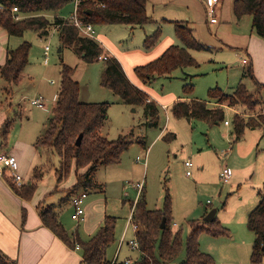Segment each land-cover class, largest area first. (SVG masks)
Masks as SVG:
<instances>
[{
	"label": "rangeland",
	"instance_id": "374dc122",
	"mask_svg": "<svg viewBox=\"0 0 264 264\" xmlns=\"http://www.w3.org/2000/svg\"><path fill=\"white\" fill-rule=\"evenodd\" d=\"M73 14L74 2H71L56 15L68 19ZM54 17L55 14L50 15L51 19ZM203 17L202 11H199L197 16L191 18V27L194 28L196 37L208 45L206 44L208 30ZM152 24L147 23L134 29L122 24H99L94 26L93 36L104 44L103 39L108 40L103 37H107L116 45L141 48L143 35H151L155 31L149 32ZM167 26L164 23L160 25L162 37ZM171 26L174 28L173 24ZM12 39L13 48L24 41L31 42L32 46L29 64L23 70L22 80L19 84L12 85V94L9 95L12 106L3 108L0 112V121L4 117L12 119L14 123L8 144L2 149L9 150L15 143L20 142L17 147L26 150L24 166H29L27 167L29 178L33 175L35 165H43L44 178L38 182L37 190L39 194L45 193V189L52 190L45 197L44 203L54 206L68 232L78 231L82 240H85L89 233L85 220L77 222L72 219L74 211L72 203L69 200L62 201L67 194L65 188L75 181V168L72 167L69 176L63 182L57 183L55 173L60 167V156L55 151L40 149H35L34 155L33 150L28 147V144L34 145L36 138L46 129L60 88L62 63L75 68L74 79L80 84L81 101H107L111 104L108 119L99 130V135L109 139L125 135L131 141L130 147L122 154L120 163L98 166L95 180L101 187L87 190L88 197L84 200L83 207L86 206V209L88 202L94 201L91 211L95 215L103 214L117 218L116 240L107 247V257L112 260L109 249L113 256L116 252L118 264H125V261L130 259L135 261L139 256V250L130 244L135 239V231L129 217L133 202L137 200V184L143 183L149 209L163 208L165 194L167 190L169 191L173 223H178L177 227L183 230L184 242L190 232V222L201 219L205 213L204 207L207 206L208 211L218 208L219 213L216 217L229 228L230 233L227 236L208 237L206 233H202L199 237L200 248L212 255L216 264H251L254 235L247 226L246 217L259 203L257 193L264 181L263 129H247L242 140L235 142L234 135L231 134L232 126L224 125L225 122L209 126L200 119L189 121L188 118H176L170 108L167 110L161 108L158 120L154 122L146 113L145 106L126 105L101 85L103 60L87 62L72 47H62L57 31L53 30L48 36L40 37L36 31L27 30L22 36H12ZM178 41L182 44L180 40ZM46 45L51 49L47 63L44 56ZM59 48L62 50L59 51ZM190 53L197 65L179 68L173 72L171 78L157 77L145 85L160 96L162 103L167 102L170 97L161 96H166L171 91L183 95V86L187 81L194 83L192 95L204 100H208L209 87L218 85L231 92L240 81L239 72L243 70V65L236 61L230 51L191 50ZM52 80L55 84L51 83ZM244 83L251 92L255 91L250 79H245ZM41 96L46 99L44 108L31 104L33 99ZM256 98L260 105L254 110L243 107L249 112L243 113L244 109L233 108L236 110L234 113L257 116L263 110L264 97L256 92ZM232 116V111L227 112L226 120L231 122ZM1 125L0 123V127ZM169 132L176 134L172 141L163 137ZM258 143L259 147L256 148ZM250 144L251 156L248 155ZM138 157H141V160L138 161ZM188 160L192 163L191 167L185 164ZM225 167L232 171V177L227 181L220 176ZM188 170L191 171L190 175L187 174ZM83 171L84 169H80L79 173ZM29 178H24L26 183L30 182ZM91 211L87 210V213L91 214ZM120 236L124 242L121 249L117 250ZM212 240L225 241L213 243ZM185 258L184 243L176 262L179 263Z\"/></svg>",
	"mask_w": 264,
	"mask_h": 264
},
{
	"label": "trees",
	"instance_id": "16d2710c",
	"mask_svg": "<svg viewBox=\"0 0 264 264\" xmlns=\"http://www.w3.org/2000/svg\"><path fill=\"white\" fill-rule=\"evenodd\" d=\"M149 0H82L79 7V17L85 24H122L142 26L147 23H158L148 13L146 4ZM74 0H0V26L11 36H22L27 30H34L40 37L48 36L57 31L61 45L72 47L73 50L87 62H94L99 56L103 59L101 85L109 89L123 103L132 107L145 106L146 113L157 122L161 106L151 98L141 87L134 84L127 76L121 62L95 38L83 35L71 24L69 18L56 14ZM18 7L16 20L11 12ZM55 14L54 18H50ZM233 14L240 19L243 16L252 17L253 31L264 38V0H234ZM153 34L147 35L143 47L153 48L162 37V30L157 24ZM175 34L182 45L174 44L167 48L157 59L134 68L136 77L143 85L151 83L157 77H171L179 68L197 65L190 53L191 50H207L195 35L190 23L175 21ZM51 29H53L51 31ZM31 42L24 41L19 46L8 51L6 63L0 68V77L8 84H19L23 70L29 63ZM75 68L62 63L60 88L57 100L48 117L47 126L35 140L34 146L41 151H55L60 156V167L56 169L57 183L63 182L75 168L77 181L68 188L65 199L70 200L82 189L101 187L95 180L96 169L100 164L112 165L121 162L122 154L130 147L131 141L125 135L109 139L99 135V130L108 119L111 104L107 101L83 102L80 100V84L74 79ZM245 77L253 80L257 90L264 88L256 80L252 66H248ZM184 94L189 96L194 92V85L186 83ZM251 92L246 83L240 82L231 92L220 87L208 90V100L179 99L171 107V113L176 118L200 119L209 126L226 121L225 106L254 110L260 102L256 92ZM3 102L0 101V111ZM243 113H249L243 111ZM234 141L241 140L249 128L260 127L264 130L263 110L257 116L233 113L231 118ZM13 120L6 119L0 127V148L8 144V138L13 128ZM82 135L80 145L76 144ZM168 141L176 138L173 132L163 136ZM43 165L33 168L32 180L18 186L6 172L5 177L17 195L31 199L38 188V182L44 176ZM80 169H84L79 173ZM58 187V185L56 186ZM57 189V188H56ZM260 201L248 214L247 226L253 232L255 239L252 245L251 264H264V183L259 190ZM225 204V203H224ZM39 214L45 226L52 230L70 247H80L83 261L86 264H118L107 257V247L116 240V217L106 215L100 229L88 240H82L77 232H68L59 219L54 207L49 204L39 205ZM132 222L137 226L135 238L139 245L140 258L129 264H216L212 255L201 250L199 237L202 233L212 236H227L230 231L217 217L212 221L190 222V232L184 242L183 230L173 223L172 200L167 190L163 208H147L144 190L139 193L133 203ZM164 222V223H163ZM186 246V258L176 262L183 245ZM0 264H10L0 253Z\"/></svg>",
	"mask_w": 264,
	"mask_h": 264
},
{
	"label": "crops",
	"instance_id": "0c3cea01",
	"mask_svg": "<svg viewBox=\"0 0 264 264\" xmlns=\"http://www.w3.org/2000/svg\"><path fill=\"white\" fill-rule=\"evenodd\" d=\"M233 1L234 0H221L220 21L217 24H211L208 20L207 9L203 0H149L146 4L147 13L155 21L158 22L156 24L155 23L152 24L153 26L152 28H149L150 29L149 32L156 30L158 26L157 24H159V26L161 25V23L168 25L164 31V36L153 48L147 50L144 47L139 48L133 46L116 45L107 37H103L108 40L105 41V39H103L106 45L102 41H100V43L102 45L104 44L105 45V46L103 45L104 48L110 51L116 58L119 59L128 78L134 84L143 88L148 93V95L161 106V108H163V106H166V110H167L168 108L171 107V105L175 101L179 99L190 100V99H200V98L192 94H191L192 96L191 95L186 96L185 94L177 95V93L171 91L166 96H161V97H170L167 102L162 103L160 96L157 95L154 91L150 90L148 86L143 85L141 81L136 77L134 68L136 66L144 65L148 62L157 59L171 45L174 44L182 45L178 41L179 39L175 35L174 22L183 21L191 24V18L193 16H197L199 11H202L204 16L203 21L205 23L207 30L209 31V32L207 31L208 40L206 41V44L208 45L206 46H208L209 48L207 49V51H211L212 49H215V50H221L222 52L230 51L231 53L234 54L236 61L238 63L240 62L243 65V70L242 71L240 70L239 72L240 81L237 83V85L240 82H244L245 79H249L245 77L248 66H252L254 76L256 80L259 82V84H264V38L260 37L253 31L251 16L246 15L240 19L235 17V15L233 14ZM1 10H2V6L0 5V11ZM171 24L174 25V28H172ZM136 27L138 26L134 27L129 25L130 29H134ZM146 36H147L146 34L143 35L144 40ZM13 44L14 41L12 39V36L9 35L6 29L0 26V68L6 63L8 51L14 49ZM251 81L256 90L257 85L253 80ZM186 83H188V81L185 82L184 85ZM190 83L194 85L193 82ZM228 84H230V81ZM237 85H235V87ZM212 87H220V86L216 85ZM212 87H209V89ZM232 89H234V87ZM12 90H13V86L6 83L0 77V101L3 102L2 109L8 106L9 107L12 106V102L10 101V96H11L10 94H12ZM259 93H261L264 97V88H261ZM40 98L46 100L43 96H41ZM200 100H204V99H200ZM225 109L227 112L232 111L234 113L236 111L232 107H228V106H225ZM5 120L6 119L3 117L0 123L3 124ZM189 121H191V119ZM224 125L231 126V123H229L228 125L227 124ZM249 129L262 130L263 128L253 127ZM263 136H264V132L262 137ZM19 143H20L19 141L15 143L9 150H3L1 147L0 152H7L14 155L18 160L19 173L23 176V179L25 177L29 178L27 177L29 166H24V162L26 161V150L24 148L19 149L17 147V144ZM31 144H33V142ZM28 147H30L34 153L36 149L35 146L28 144ZM250 147L251 148L248 153L249 156L252 155L251 144ZM258 147H259V143L257 144L256 148ZM30 178L29 179L31 181L32 177ZM43 178L40 181H42ZM76 181H77V177L69 187L65 188V190H67L72 185H74ZM24 183H26L25 180ZM143 190H144V185H143ZM51 191H49V189H45V193L39 194V190H36L34 196L31 199H25L17 195L11 184L7 181L6 177L0 176V253L6 258V260L10 264H86L83 261V253L80 247L78 246L73 248L68 246L52 230H50L47 226L44 225L40 217L39 205L45 202V197ZM257 194H258V200L260 201L259 191ZM138 196H139V192L137 191V198ZM69 201L71 202V199ZM93 202L94 201L92 200L88 202L87 209L86 206H84L85 214L83 220H85L86 221L85 223L88 224V227L86 224V230L87 232H89L88 237L85 238V240L91 238L100 229V227L103 224L104 218L106 216V215L104 216L103 214L95 215L93 211H91L93 210L92 209ZM204 209H205V213L202 215L201 219L197 221L204 220L205 216L209 212L207 206L204 207ZM253 209H251L248 212V214ZM87 210L91 211V214H89V212L87 213ZM132 211H133V205L129 217V220L131 221V225L133 226L134 223H132L131 220ZM218 213H219V209L217 208V213L215 216H217ZM87 214H88V218H86ZM247 217H246V223H247ZM217 218L219 219V217ZM174 225L178 226V223L175 222ZM134 231H136V229H134ZM251 233L253 234V232ZM208 235L210 234H207V237ZM207 237H205V239H210ZM215 241H225V240H212L213 243H215ZM122 242H124V240L120 236L119 243L116 248L117 250L121 249V246L123 244ZM109 250L111 253L112 260L110 258L109 259L113 263L114 262L118 263V259L115 256L117 255L116 252L113 256L111 249ZM251 252H252V248H251ZM140 255L141 253L139 250V256L137 259L140 258ZM132 261L133 260L131 259L126 260L125 264H129Z\"/></svg>",
	"mask_w": 264,
	"mask_h": 264
},
{
	"label": "built area",
	"instance_id": "2783aa9c",
	"mask_svg": "<svg viewBox=\"0 0 264 264\" xmlns=\"http://www.w3.org/2000/svg\"><path fill=\"white\" fill-rule=\"evenodd\" d=\"M81 1L82 0H74V14L69 18V20H70L71 24L76 26L83 35L96 39V37L93 36L94 26L92 24L83 23V21L79 17L78 7H79ZM203 1L206 5L209 22L211 24L219 23V21H220V10H221V0H203ZM11 12L13 13L16 20L21 19V16L18 15L20 12L18 7H16V6L13 7ZM50 51H51L50 46L46 45L44 47V56H45L46 63L48 62V56L50 54ZM106 58H107L106 54L99 56L100 60H103ZM51 83H55V82L52 80ZM151 100H152V98H150L148 100V102ZM31 104L37 105L40 107L45 106L44 99H42V98L33 99L31 101ZM163 108H165V110H166V106H163ZM229 123H230L229 120L225 121V124L228 125ZM137 160L138 161L141 160V157H138ZM145 164H146V160H145ZM185 164L187 167L192 166V163L189 160L186 161ZM6 172L9 174V176L13 179V181L18 186L23 185L24 179H23V176L19 173V164H18L17 158L10 153L0 152V176L5 177ZM187 174L190 175L191 171L188 170ZM220 176L223 180L227 181L232 177V171L229 168L225 167L222 170V172L220 173ZM137 189H138V192L140 193L143 189V183H138ZM87 196H88V191L82 190V191L78 192L77 194H75L71 198V203L74 207V211H73L71 217L73 220H75L77 222L84 219L85 208L83 207V204H84V200L87 198ZM131 220H132V218H131ZM133 227H134V229H136L137 226L135 224H133ZM130 244L133 246V248L139 250V245H138V242L136 241V239H134V241H131Z\"/></svg>",
	"mask_w": 264,
	"mask_h": 264
},
{
	"label": "water",
	"instance_id": "95a60500",
	"mask_svg": "<svg viewBox=\"0 0 264 264\" xmlns=\"http://www.w3.org/2000/svg\"><path fill=\"white\" fill-rule=\"evenodd\" d=\"M59 51H61V48H59ZM190 120V119H189ZM82 135H80L79 137H78V139H77V141H76V144L77 145H80L81 144V141H82ZM216 213H217V208H213V209H211L208 213H207V215L205 216V218H204V220L205 221H212V220H214V218L216 217L215 215H216ZM164 223V222H163ZM263 250H264V246H263Z\"/></svg>",
	"mask_w": 264,
	"mask_h": 264
},
{
	"label": "bare ground",
	"instance_id": "6f19581e",
	"mask_svg": "<svg viewBox=\"0 0 264 264\" xmlns=\"http://www.w3.org/2000/svg\"><path fill=\"white\" fill-rule=\"evenodd\" d=\"M82 190H84V189H82ZM86 190V189H85Z\"/></svg>",
	"mask_w": 264,
	"mask_h": 264
}]
</instances>
